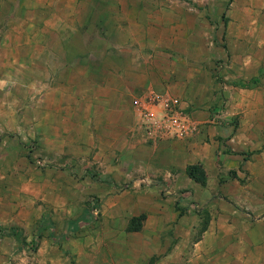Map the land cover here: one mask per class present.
I'll return each instance as SVG.
<instances>
[{"label": "rangeland", "instance_id": "374dc122", "mask_svg": "<svg viewBox=\"0 0 264 264\" xmlns=\"http://www.w3.org/2000/svg\"><path fill=\"white\" fill-rule=\"evenodd\" d=\"M163 79L169 95L154 89ZM154 94L189 113L182 135L145 121ZM164 157L177 159L174 192ZM196 166L201 189L187 177ZM136 178L149 190L124 210ZM166 197L191 230L164 241L140 227L164 220L148 215ZM0 226L31 228L0 244V264L264 255V0H0Z\"/></svg>", "mask_w": 264, "mask_h": 264}, {"label": "crops", "instance_id": "0c3cea01", "mask_svg": "<svg viewBox=\"0 0 264 264\" xmlns=\"http://www.w3.org/2000/svg\"><path fill=\"white\" fill-rule=\"evenodd\" d=\"M161 53H164V55H166L168 57V59H169L170 53L168 51H161ZM45 62L47 63L46 64L47 65L46 67L51 68L50 67L51 66L50 65V59L46 60ZM62 63L64 64L65 67H68L69 66V64L67 63L66 60L64 62H62ZM154 63L156 64V59H154ZM109 65L111 66L112 64H109ZM159 83H160V85H157V87H156L157 89L156 88H154V89L157 92L161 93V94L168 93L169 92L168 85H170V84L167 81H164V79L162 80V82H159ZM125 88H127V86H125ZM114 89L115 88H113L112 91ZM141 91H147V90L143 89ZM166 95H169V94H166ZM184 112H185V114L188 117H190V115H189L188 112H186V111H184ZM126 128H127V125L124 127V129H126ZM125 133H126V131H125ZM124 142H126L125 138H124ZM161 142L162 143L160 145L163 148H168V147L171 146L170 142L167 141L166 139L164 141H161ZM135 143H136V139H131V143L130 144L133 146ZM126 145H129V141L126 143ZM132 152H133V150H130L128 153H132ZM163 160H164V162L166 164V168H165V170L163 172H160L159 174L163 177V179H164L165 182H168L169 180L171 181V178H173L175 176V173L177 171V167H176L177 166V163H176L177 159L174 160L173 157H164ZM238 162L239 163L237 164V168L236 169H233L235 171H238L239 166L242 165V161L241 160L238 161ZM218 166H220L219 163L216 164L214 162L213 165H212V163H208V159H207V161H205L204 169L208 173V169L209 168L210 169L212 167L213 168H216L215 171H211V172H212V175H218L219 173H222V169L219 168ZM202 172H203L204 177H205V172L204 171H202ZM148 177H149V174H148ZM187 177H188L189 181L191 182V184L193 182V184H194V187L193 188H195V186H197L199 189L204 188V185H205L204 182L202 183V182H199V181L195 180L189 174H187ZM140 180H141V178H136V180L132 183L131 189L128 190V191H125V190L123 191L124 193L127 194V195L126 194L124 195L125 198L127 196L129 198H130V196H135V197H138L139 198L140 196H143L144 194H146V191L149 190V188H147L146 186H142L140 184V182H141ZM169 183H171L169 185H174V186H171L170 189H168V191L174 192V190H176L178 188L177 187L178 185H176L177 182L171 181ZM111 190L113 192H115L117 189L114 187ZM154 192L156 194L157 191L154 190ZM158 192H160V191L158 190ZM129 198H127V199H129ZM158 201H160V198L153 201L154 205H158ZM116 202L114 203L115 205H117ZM136 205H137V201H133L132 202L131 198H130V202H127V201L125 202V205H121L120 204L121 208L124 209V210H126L128 208H132V207H134ZM161 205H163V211L162 210H160V211H158V210L156 211L155 210V211L151 212L148 215V217L152 218L155 215L158 218L159 217L160 218L164 217V220H162L159 223L156 220H151L149 222V220L145 219L146 221L144 223H142V225L140 227V229L142 230V231L140 230V232H144V234H147L151 230V228L152 229H155L156 227L158 229L162 228V229H164L163 230V234H164L163 237H164V241H165V236L166 237H171L172 236L171 234H174L175 232L180 231V229H184L187 232L191 230V227H190V225H188V223L183 222V221H181L179 219L178 220H175V217H177V212L176 211H173V208H172V198L166 197L161 202H159V206H161ZM167 209L169 211V214L166 211ZM162 212H163V215H159V213H162ZM169 215L172 217V219H170V220L167 219V216H169ZM135 216L136 215L131 216L130 219H129V221H128L127 228H129V231H135L136 232L139 229V225H133V227L131 229V226H132V221H131L132 219L131 218H133ZM207 227H208L207 225L204 226L206 233H208L209 230H211L214 226L211 224V226H210L209 229H206ZM1 228H3V227L0 226V244H3L7 240H9V242L12 243L13 246L14 245L16 246V244L22 243V241L27 240L29 238V236H31V235H28V236L26 235V232L27 231H31V228L26 229V231H24V230L22 231V229H20V232L22 231V233H23L24 236H22L20 234L17 235V233L19 231H16L15 232L16 234H13L11 236L10 235H7V234H5V230H3V229L1 230ZM158 235L160 236V232L158 233ZM224 238H225L224 235L221 234L220 239L221 240H224ZM244 238H248L250 241H257L259 239V237L256 238V236L254 234H249L246 237L244 236ZM227 240L229 242V239H227ZM167 248H170V244L167 247H165L164 249H167ZM38 251H39V249H38ZM167 252H168V250H164L162 252V254H163V256H162V262H164V264H170L171 262H175L180 257V254L176 253V251H173V253H171V254L169 252L168 253ZM148 256H153V252H151ZM148 256H147L148 259L151 258V257H148ZM224 258H226L224 264H264V255H229V256L227 255V257H224ZM47 259L48 260H51V257H47ZM65 260L67 261L68 260V257H65ZM66 264H68V263H66Z\"/></svg>", "mask_w": 264, "mask_h": 264}, {"label": "built area", "instance_id": "2783aa9c", "mask_svg": "<svg viewBox=\"0 0 264 264\" xmlns=\"http://www.w3.org/2000/svg\"><path fill=\"white\" fill-rule=\"evenodd\" d=\"M151 99L152 101H158L159 107L155 113L142 112V115L147 116L145 121L150 124L153 122L156 125L155 128L161 133L182 135L188 128L186 124L187 115L179 108L178 99L162 98L155 94Z\"/></svg>", "mask_w": 264, "mask_h": 264}, {"label": "trees", "instance_id": "16d2710c", "mask_svg": "<svg viewBox=\"0 0 264 264\" xmlns=\"http://www.w3.org/2000/svg\"><path fill=\"white\" fill-rule=\"evenodd\" d=\"M255 81H256V79H255ZM196 172H199V173L201 172L200 170H198L197 166L190 168L188 171V174L190 176H192L195 180L203 183L205 180L204 175L202 173L200 175H197L198 173H196ZM234 177H235V175H234Z\"/></svg>", "mask_w": 264, "mask_h": 264}]
</instances>
